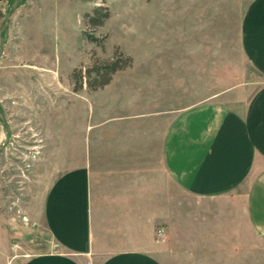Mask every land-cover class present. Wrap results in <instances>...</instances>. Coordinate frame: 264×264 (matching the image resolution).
Returning a JSON list of instances; mask_svg holds the SVG:
<instances>
[{
	"label": "crops",
	"instance_id": "0c3cea01",
	"mask_svg": "<svg viewBox=\"0 0 264 264\" xmlns=\"http://www.w3.org/2000/svg\"><path fill=\"white\" fill-rule=\"evenodd\" d=\"M239 29L242 53L261 78L246 99L238 86L227 103L176 101L168 92L188 84L179 77L190 67L184 59L160 68L171 85L157 84L147 98L151 110L112 111L125 104L115 75L103 89L70 97V116L50 137L58 172L41 209L29 214L54 249L21 264H165L169 235L181 232L185 244L195 228L191 248L214 251L216 261L248 248L255 236L264 240V0L249 2ZM96 97L103 108L109 100L99 124ZM75 103L83 113L72 112ZM175 186L199 202L187 220L176 221ZM160 225L166 231L156 230Z\"/></svg>",
	"mask_w": 264,
	"mask_h": 264
},
{
	"label": "rangeland",
	"instance_id": "374dc122",
	"mask_svg": "<svg viewBox=\"0 0 264 264\" xmlns=\"http://www.w3.org/2000/svg\"><path fill=\"white\" fill-rule=\"evenodd\" d=\"M15 1L0 0V43L5 37L4 16ZM250 1L20 2L8 20L9 35L0 58V110L11 131L9 143L0 150V264H21L28 256L54 249L47 231L35 225L29 214L41 209L58 172L50 137L63 118L70 116V97L90 92L87 88L73 90L74 69L86 70L95 60L112 58L116 50L132 58V66L114 77V89L125 93V104L113 107L115 113L151 110L147 98H151L157 84L162 88L171 85L168 78L161 77L160 68L167 69L183 59L190 67L185 74L180 71L179 77L188 84L182 90L170 88L168 92L174 93L176 101L187 105L219 98L227 103L238 86L243 87L246 99L261 83L242 53L238 35ZM97 6L106 7L110 17L103 26L93 29L85 14H92ZM87 34L99 42H89ZM144 68L149 73L142 75L146 83L142 84L145 92H141L137 77ZM100 101L95 98L96 124L108 113L109 100L104 108ZM74 105L75 115L83 113L81 105ZM5 128L0 120V145L6 139ZM174 195L176 221L182 215L187 220L188 214H197L199 202L177 186ZM157 229L166 231V226ZM169 236L164 244L169 257L161 256L165 264H264V240L258 236L248 248L224 252L221 261H216L214 251L204 253L199 247L191 248L190 241L198 240L197 228L186 235L185 244L181 232Z\"/></svg>",
	"mask_w": 264,
	"mask_h": 264
},
{
	"label": "trees",
	"instance_id": "16d2710c",
	"mask_svg": "<svg viewBox=\"0 0 264 264\" xmlns=\"http://www.w3.org/2000/svg\"><path fill=\"white\" fill-rule=\"evenodd\" d=\"M109 17L110 12H108V9L104 6H97L93 9L92 14H85L88 26L93 29L103 26L105 21L109 20ZM86 38L89 42H99L98 39L88 34ZM132 63L133 60L131 57L125 56L120 50H116L112 58L105 61L95 60L93 65L86 70L74 69L71 76L73 90L78 92L83 88L92 91L103 89L111 83L114 75L131 67Z\"/></svg>",
	"mask_w": 264,
	"mask_h": 264
},
{
	"label": "water",
	"instance_id": "95a60500",
	"mask_svg": "<svg viewBox=\"0 0 264 264\" xmlns=\"http://www.w3.org/2000/svg\"><path fill=\"white\" fill-rule=\"evenodd\" d=\"M22 0H16L14 3H13V6L11 8V10L6 14L5 17V21H4V31H5V37L1 40V43H0V58L2 57L3 55V52H4V47H5V40L7 39L8 35H9V32L7 30V23H8V20L9 18L11 17V15L14 13V11L17 9L18 5L20 4ZM3 113L1 112L0 110V120L2 121V123L5 125V129H6V139L5 141L3 142V144L1 143L0 145V150L4 149L7 144L9 143V140H10V137H11V131H10V127L8 126L7 124V121L4 117V115H2Z\"/></svg>",
	"mask_w": 264,
	"mask_h": 264
},
{
	"label": "built area",
	"instance_id": "2783aa9c",
	"mask_svg": "<svg viewBox=\"0 0 264 264\" xmlns=\"http://www.w3.org/2000/svg\"><path fill=\"white\" fill-rule=\"evenodd\" d=\"M161 234V231L159 232V235ZM161 236V235H160Z\"/></svg>",
	"mask_w": 264,
	"mask_h": 264
}]
</instances>
